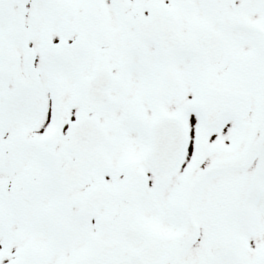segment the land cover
Here are the masks:
<instances>
[{
    "label": "snow or ice",
    "instance_id": "6c2138e0",
    "mask_svg": "<svg viewBox=\"0 0 264 264\" xmlns=\"http://www.w3.org/2000/svg\"><path fill=\"white\" fill-rule=\"evenodd\" d=\"M0 264H264V0H0Z\"/></svg>",
    "mask_w": 264,
    "mask_h": 264
}]
</instances>
